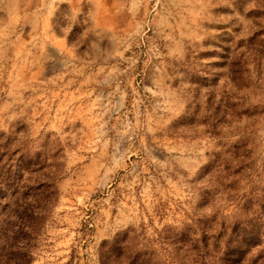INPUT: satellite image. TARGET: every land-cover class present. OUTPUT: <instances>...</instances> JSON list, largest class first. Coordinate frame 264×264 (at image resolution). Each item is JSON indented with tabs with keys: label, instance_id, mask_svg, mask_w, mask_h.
Returning a JSON list of instances; mask_svg holds the SVG:
<instances>
[{
	"label": "rangeland",
	"instance_id": "374dc122",
	"mask_svg": "<svg viewBox=\"0 0 264 264\" xmlns=\"http://www.w3.org/2000/svg\"><path fill=\"white\" fill-rule=\"evenodd\" d=\"M0 264H264V0H0Z\"/></svg>",
	"mask_w": 264,
	"mask_h": 264
}]
</instances>
